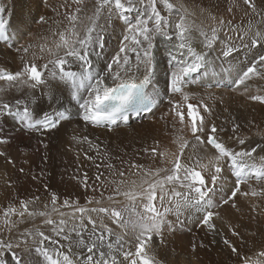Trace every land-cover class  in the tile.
<instances>
[{"label":"snow or ice","instance_id":"obj_1","mask_svg":"<svg viewBox=\"0 0 264 264\" xmlns=\"http://www.w3.org/2000/svg\"><path fill=\"white\" fill-rule=\"evenodd\" d=\"M72 2L80 5L83 0H72ZM139 2L145 4V0H139ZM162 2L169 11L174 9V5L169 0H162ZM244 2L251 8L255 7L251 0H244ZM96 4L95 12L89 18L90 24L86 27L83 35L77 30L79 19L77 14L82 11L80 7H77L75 13L66 15L69 26L63 31L53 33V36H58V39L54 40L52 45L45 43L39 46V52L42 54L40 58H43L44 53L51 57L47 63L38 66L35 62H28L24 64L21 71L16 73L0 71V80L8 82L12 86L26 84L31 88H35L37 85L44 83L45 71L41 70L44 69L53 79L58 78L60 81L69 84L74 89V98L78 97L81 89L88 91L89 98L80 104V108L83 110L80 118L84 122L93 126H112L117 125L118 121L126 123L129 120L127 115L129 110H135L137 115L140 112L151 113L162 102L159 92H156L155 95H149L147 91L156 69L153 55L154 40L157 36H160L165 41L171 42L173 34L168 31L170 27L169 20L157 10V0H147L143 14L134 23L128 21L127 14L136 9L135 0H96ZM104 9L108 10L109 18L115 13L119 19L125 22L127 34L123 36L119 51L111 62L102 69L101 74L100 72L94 73L93 62L90 57L97 47L102 50L105 46L103 35L97 31L99 28L98 20ZM4 12L5 9L0 7V42L9 43L13 37L7 31L8 22L4 19ZM40 20L44 21V17H40ZM225 23L222 18L219 19L218 24L220 27L211 28V35L203 30L200 31V35L204 38L203 47L208 52H198L188 42L187 34L192 31V26L186 22L184 15H181L179 21L175 24V39L178 43L173 45V51H180L181 56H186L187 59L176 61L175 55L172 52L169 53L171 56L169 65L173 70L166 82L164 95L169 96L168 115L171 116V127L178 133L174 140L178 152L173 154L175 156L174 160L167 161L172 165L170 168H156L154 171L146 170L144 172L146 178L142 179L139 185L136 184V181H132L133 187L128 191L122 192L120 189V185L124 183L123 179L119 182L111 181L114 185L113 195L108 196L109 200H113L114 195L123 196L132 202L139 200L143 211L136 213L135 219H125L123 212L116 208L80 207L66 199L63 201L62 207L73 209L71 217L66 220L63 218L65 213L60 212L56 207L58 197L52 194L50 200L53 206L52 211L57 212L61 219L57 223L48 218L45 223L54 225L52 231L55 236L62 237L67 242V252L54 250L56 258H53L49 254L48 248L44 247V243L48 241L51 244H58L60 241L38 231L36 235L40 239L34 251L40 253L47 264H124L125 261L128 264H137L136 258H139L140 264H153L152 260L146 258V244L151 241L153 234L162 235L165 230L175 228V225L167 219L168 214L174 212L177 219H179L183 210L195 209L196 213H203L198 223L215 232L216 225L213 218L218 216L219 213L212 209L228 204L230 201L235 206L234 198L238 193L244 196L249 195V192L241 191V185H247L248 180L253 176L257 180L264 179V168L253 170L252 166L245 161V158H251L253 153L257 152L259 145L252 147L251 150H230L216 136L218 131H224V129H218L214 123L209 125L207 121V117L212 113L209 105L202 100L198 104L192 103V97L184 90L185 85L194 80L193 74L201 72L207 55L211 50H214V45L220 39L218 31L225 26ZM227 23L230 25L231 22ZM250 31L251 29H249ZM247 34L245 33V35ZM261 40H264V33L257 30L251 34L249 44L244 46L256 47ZM9 46H12L11 43H9ZM31 47L30 44L28 47L17 49V51L22 50L27 53ZM234 51V44L231 46L225 44L221 54L230 57ZM96 55L98 56L99 53H96ZM72 62L79 63V72L66 69V66ZM49 65H51V68H49ZM141 66H143L144 74L142 78H138L137 74L140 72ZM254 76L264 79V55L259 56L242 73H237V78L233 83L240 87ZM107 81H111V84ZM0 91H3V89H0ZM245 91H247L246 88ZM177 94L179 95L178 100L171 98ZM49 99L54 102L56 100L55 94L50 92ZM249 99L264 104V95H251ZM20 105L21 100L19 99L15 101V105L0 103V117L18 119L22 130L28 133L49 132L58 128L62 121L70 119L66 115V111L58 109L53 110L51 114L42 110V114L34 116L27 106L21 110ZM161 119H166V117L162 116ZM177 124L179 128H177ZM238 127V125H233V132ZM185 129H188L191 133V140L182 134ZM82 139L84 142L91 143L87 136ZM237 140L240 145L245 144L244 139L237 137ZM7 142H9L7 138L0 136V143ZM208 146L216 155L209 159L208 163H202L203 158L198 155V152ZM158 148L157 143L150 149L145 148L144 151L146 153L150 151L153 157L159 156L161 162L164 163V158L168 156V153L160 152ZM189 148L196 155V159L193 163L186 164L182 162V158L185 157V152ZM261 150L264 151V149ZM0 155H4V153L0 152ZM261 160H264V157H261ZM229 162L230 171L235 177V181L233 187L225 194L226 198L222 197L220 205H217L213 202L209 193L216 191L217 182L222 180L221 174L225 170V165ZM133 167L142 168L143 166L133 165ZM206 171H211L210 179L204 175ZM119 176L123 177L124 173L120 172ZM100 178V175H97L96 180L99 181ZM87 179L85 175V188L88 187ZM177 187L186 191H178L176 190ZM249 187L251 188L250 185ZM220 190L223 191L222 186ZM250 194L255 197L262 193L255 188H251ZM157 200L160 202L162 211L156 206ZM166 200L169 205L167 207L164 206ZM88 203L91 204L93 201L89 200ZM95 203L99 204L101 201H95ZM20 209L19 212L14 207L4 210V225L9 230L15 227V222L11 220L13 215H18L20 218H24L26 214L28 217L36 215L47 217L49 215L46 211L29 210L28 203L24 201H21ZM77 213L80 214L78 223L75 222ZM90 213L109 215L112 222L120 228L125 230L131 228L137 234L135 253L123 251V237L116 235L113 240L112 228L105 225L103 221L98 224ZM70 222L72 227L67 229ZM231 231L233 235H238L234 229ZM28 235H32V233H28ZM223 242L233 253H236L237 256L240 255L238 249L229 240L225 239ZM22 244L26 246L27 241H22ZM21 246V243L13 245L11 242L0 240V264H8L7 261L3 260L6 253L11 255V264H30L26 254H18L14 250L20 249ZM74 248L79 251L74 252ZM32 250L26 248V251ZM121 256L123 259H120ZM259 256L264 257V251L260 252ZM241 264H259V261H249L247 258H243Z\"/></svg>","mask_w":264,"mask_h":264},{"label":"bare ground","instance_id":"obj_2","mask_svg":"<svg viewBox=\"0 0 264 264\" xmlns=\"http://www.w3.org/2000/svg\"><path fill=\"white\" fill-rule=\"evenodd\" d=\"M20 1L21 0H0L1 3L3 4L6 3L10 7V16L8 17L7 15L3 14L4 19L8 22L7 31L10 28L12 31H14L12 27L18 26L20 22L27 23L31 20V19L29 20L27 15L26 17L24 15L22 18L18 16L17 17L14 16V7L17 4H19ZM47 1H48L47 4L44 5L42 4V6L40 5L41 0H38V2L35 3L34 5L32 1V5L35 7L36 10L35 15L38 14L41 17L47 18L48 15H52L53 13L55 18L61 20V24L57 26V31H63L66 27L69 26V21L66 19V15L68 13L69 14L75 13V9L77 7H80L82 11L79 14H77L79 17L77 21L79 24V25L77 24V30L81 33V35L84 34L86 27L90 24L89 18L93 16L95 9L97 7L96 0H83V3L80 5L73 3L71 0H47ZM169 2L174 5V9L171 11H169L164 6L162 0H157V10L160 11L162 16L166 17L169 20L170 27L168 31L171 34H173V40L171 42L168 41L163 42L161 41L163 37L160 36H157L154 40L155 47L153 49V55L155 57L156 69L152 76V82L147 88L149 95H155L156 92H159L160 99L162 102L158 104V107H161V109L165 108L168 111L169 96L164 95V89L166 86V82L169 80L170 72L173 70V68L169 65V60L167 59L168 56H166L168 52L165 49L168 46L172 45V50H173V45L178 43V41L175 39V24L179 21V17L181 15H184L186 17V22L192 26V31L187 34L189 38L188 42L198 52H208V50L203 47L204 38L200 35V31L203 30L204 32H207L209 35H211V28L213 27L219 28L220 26L218 24V21L219 19L222 18L226 23L225 26L220 31H218V35L220 39L217 41V44L214 45V50H211L210 53L207 55V58L204 62V67L201 69V72L197 73L194 76V80L191 83L185 85L184 90L185 92L189 93L190 96L192 97L191 100L192 103L198 104L202 100L204 103L209 105V107L212 109V113L210 116L207 117V121L209 125L214 123L218 129L220 128L224 129V131H218L216 133V136L218 140L224 143L225 146L228 147L230 150L232 151L251 150L252 147H256L257 145H259V147L257 148V152L253 153V156L251 158H245V161L250 166H252L253 170H259L261 168H264V160H261V157H264V151L261 150L264 149V147H262L264 145V106L257 101H252L249 99V96L251 95H264V79L254 76L252 79L246 81L245 85H241L240 87H237L233 83V81L237 78V73H242V71L246 70V68L250 66V64L254 62L255 59H257V57L264 55V40H261L260 44H258L256 47L244 46L246 44H249V38L253 32L259 30L261 33H264V13L262 14V16H259L260 18L256 16L255 20L252 19L251 17H247L245 15L246 8H244L242 4L239 3L238 1L228 3V2H224V0L223 2L222 0L221 1L169 0ZM135 3L137 5V8L139 9L138 11L143 14V9L145 7V4L147 3V0H145V4H141L139 0H135ZM71 8H75L74 11L69 10ZM259 11L261 10L259 9ZM112 15L109 18L108 10L104 9L101 12L100 19L98 20L99 28L97 29V31H102L100 32V34L105 36L106 47L103 52H101L99 49L96 48L95 52L90 57L93 62L94 73L100 72L102 74V69H104L103 61L106 60V65L109 61L108 57L106 56V54L109 53L108 50L114 47L117 48L122 41V35L127 34L126 26L121 25L120 23L119 24L115 23L114 19L112 18ZM231 16H240V17L236 22H231L229 25L227 22L230 21L229 18ZM249 29H251L250 32ZM245 33L248 34L245 35ZM225 44L229 46H231L232 44L235 45V51L230 57H225L221 54L222 50L225 47ZM184 51L186 52V49ZM21 52L27 55L29 51L25 53L21 50ZM171 52L173 53V55H175L176 61L187 59L186 56H181L180 51H171ZM0 53H2L3 56L5 57H11L12 59H15L16 67H21L23 64H25L26 63L25 58L29 57V56L28 57L24 56L23 59L22 58L20 59L17 57L18 56L17 55L16 58L15 55L13 57V54H9L6 50H2V49H0ZM96 53H99V55L97 56ZM44 58H48L47 54L46 56H43V58H41L42 61L44 60ZM48 59H51V57H49ZM43 64L44 63L42 62L39 63V65H43ZM1 65H4V63L2 62ZM8 67H9L8 65H5L4 69H2L1 71H7L13 73V71ZM66 69L79 72L80 71L79 63L72 62L70 63V65L66 66ZM96 69H98V71ZM41 70L45 71L44 83L37 85L35 88H31L26 84L24 85L18 84L16 86H12L8 82L0 80V89H3V91H0V93L6 94L8 97H10L8 99H4L1 103H9L15 105V101H16L15 99H19L21 100L20 109L24 108L25 106H29L34 116H38L42 114V110L47 111L51 114L53 110L58 109L60 111H66L70 119L62 121L58 128L51 130L49 132L28 133L22 130V126L19 124L18 119L13 120L11 117H0V118L5 120V122L7 123V127L11 132L17 134L16 138L21 135H30L31 137L30 139H32L33 142H35L36 144L42 141L43 143H46V145L54 144L56 141H58L60 145L62 144V146H58V147H60V149L63 150V157L65 156V158L63 159H66L67 162H71V161L73 163L76 162L82 165V167L84 168L88 167V164L91 166L90 162L88 160L86 161L85 156L79 159V155H78L79 152L77 151L80 148H82V145L80 144L81 142L76 140H80V138L77 137L76 139H73L71 137L72 135H78L81 137L82 136L81 134L83 135L86 133L90 134L88 131L90 132L93 131L91 130V128H89L90 130L87 131L86 129L87 124H84V121L80 118L83 112L82 109L80 108V104H82V101L86 97H89L88 91L86 89H81L78 94V97L74 98L73 96L74 89L71 88L69 84L60 81L58 78L53 79L46 70L44 69ZM143 74H144V70L141 66L140 72L137 74L138 78H142ZM220 82L224 84L223 87H220L219 85ZM245 88L247 89V91H245ZM50 92L54 93L56 96V100L54 102H52L49 99ZM68 92L73 96L74 102H71V100L69 99L67 100ZM171 98L174 100H178L179 95L177 94L176 96H172ZM12 99L15 101H13ZM64 106L66 107V110H61V108H65ZM157 108L153 109V112ZM153 112L147 115H151L153 114ZM147 115L141 117V121L142 118H145V116ZM168 118L169 119H161L160 117L152 122H144V124H139L138 120L129 119V125H130L129 129L132 128L134 130L133 134L137 136L141 135L148 144L151 143L149 144L148 148H151L158 143L159 145L158 150L160 152L168 153V156L164 158L165 162L162 163L161 158L159 156L153 157L150 151L146 153L147 155H145L144 154L145 151L141 149L142 152L141 162L144 163L143 169L145 171L146 170L154 171L156 168H164V167L170 168L171 165H168L170 163H167V161L175 159V156L173 154L178 152V147L174 143V140L176 139L178 133L175 132L171 127V116L169 115ZM233 125L239 126L235 132H233L232 130ZM74 127H76L77 130L81 129L82 130V131L80 130L81 133L74 134L79 132L75 130ZM177 128H179L178 124H177ZM2 130L5 131V129ZM182 134L186 138L191 140V133L187 131V129H185ZM237 137H239L240 139H244L245 144L241 146L239 143L237 144L238 142ZM70 138L71 141H69ZM11 143L13 142L12 141L7 142L6 151L10 149L8 147L9 145H12ZM144 155L146 157H143ZM198 155L203 158L201 160L202 163H208V160L211 159L214 155H216V153L211 149L210 146H208L200 149ZM147 157L148 160H146ZM16 158L17 157H14V160ZM195 159H196V155H194L192 150L189 148L186 150L185 157L182 158V162L187 160V162L185 163L191 164L194 162ZM12 166L15 167L14 165ZM7 169H12V167L7 165L6 157L0 156V170H1L0 173L2 174ZM114 172L115 173L111 175L112 178L116 180V182L120 181L121 177L118 175L119 172L118 171H114ZM211 174H212L211 171L204 172V175L208 179H210ZM221 175H222V180L217 182V189L220 190L222 186L223 191L220 190V193L221 195H225L233 187L235 181V177L231 174L230 171V162L229 164L225 165V170ZM143 177L144 175L140 178L137 177L132 181H136V184L139 185ZM0 180H2V178ZM123 180L124 183L120 185V187H122L121 191L123 192L130 190L133 187L132 181H127L126 179ZM101 181L102 180H100V182ZM107 184L109 183H106L104 185L106 186V189H107ZM79 185H80V180L77 179L76 176H74L72 180H69L66 188L67 191H69V193L71 194H69L68 196H72L73 193H77V197L83 198L78 187ZM111 185L114 188L113 183ZM249 185L251 186V188H255L257 191L264 192V179L257 180L252 178L248 180L247 185H241V191L249 192V195L244 196L238 193L237 196L234 198V201L239 203L242 198H244L245 200H251L249 199V197H251L250 194L251 188L249 187ZM181 191H186V190L181 189ZM11 194H12L11 188L3 184L2 181H0V229L5 227L4 225L5 218L3 216L4 210L11 207V205H13L10 204V202L12 201L11 199H13ZM109 195L110 194L107 193L106 198H108ZM192 195L194 196L195 194L193 193ZM119 196L120 195H117L116 196L117 198L115 197L113 198V200H108V201L104 200V202H101L99 204L95 203L94 205H92L93 203H91L90 205L86 201V205L85 206L82 205V206L87 208L89 207L91 208L106 207L109 209L116 208L123 212L125 219H129V218L135 219L136 213L143 211L142 204L139 200L132 202L123 196L121 197ZM157 202L159 203V205L156 204L157 208L162 210L159 200H157ZM164 206L165 207L169 206L167 200L164 202ZM244 206L240 207L239 211H233V210L229 211L228 206L227 207L225 206L223 209H218L217 207L212 209L213 211L219 213V217L217 216L214 217L217 218V222H215L216 225L215 232L211 230L208 231L205 230L203 232L199 230H194L192 234H188L186 232V229L188 228L186 227V225L181 224V220L183 221L184 218H187L189 219L188 220L189 223L194 224L197 223L199 221V218L203 215V213H199V214L196 213L195 209L183 210L182 214L179 216V219H177V216L175 215L174 212L173 214L172 213L168 214L167 219L170 220L175 225V228L172 230H165L162 233V235L153 234L151 241H149L146 244V249H145L146 258L152 260L153 264H157L158 262L160 264H164V263L173 264L174 261H178V263L181 262L182 264H222V262L226 260L228 256L231 257L236 256V253H233L231 249L228 246H226V244L223 243L225 239L230 240V243L238 249L239 254L247 251V249H245V244L248 242L252 243L253 236L252 238L251 236L250 238L249 237L245 238L242 234H241L242 236L240 235L239 237L238 234L237 237H233L231 233H229L230 228L232 227H228V225L239 224V227H241L243 225L241 223L242 221L238 220L237 218L246 217L247 219H243V220L249 223L254 221L255 225L257 227H260L261 226L260 223L262 222H260L259 220H262V217H264V204L256 205V208L260 209V212L263 213V215L262 217H257V219L255 220L249 219L250 215L246 213L245 209H243ZM43 210L44 209L39 211H43ZM63 212L65 213V216L63 217L64 219L67 220L71 217L72 212L67 210ZM90 215H92L93 219L97 220L98 224L101 221H103L105 225H108L109 227L112 228L114 233L113 240L116 235L123 237L122 240L123 251H131L133 254L135 253L137 234L133 232L131 228H128L127 230L120 228L119 226H117L115 223L112 222V218L109 215L97 214V213H90ZM76 217L79 218L78 213L76 214ZM221 217L223 220L221 219ZM14 218L15 215L11 217V220ZM48 218L53 219L57 223L59 219H61V217L56 214L55 215L49 214V216L47 217H41L39 215H36L34 217H28L27 220L26 217L20 218L18 220L16 219L19 224L17 225L20 227H16V228L14 227L12 229L13 231L11 236L7 238V240H4L2 238L1 239L4 240L5 242H11L13 245L21 243L22 245L21 248L14 250L18 252V254H26L29 258L30 264H47V261L44 259V257L43 256L41 257L40 253L34 251V248L37 246V242L40 239V237L36 235L38 231H41L46 236H50L53 239L60 241V243L58 244H51L48 241H45L44 243V247L48 248L49 254H51L53 258H56L54 250H61L67 252V242L64 241L63 238L55 236L54 232L52 231L54 225H49L45 223V220ZM75 222L78 223V220H76ZM225 223L228 224L227 230L229 231L228 233H226L227 235L223 233L220 227V224L224 226L226 225ZM17 225L15 222V226ZM71 227H72V223L70 222L67 225V229H70ZM90 227L91 226L89 225V228ZM5 230H9V228L7 227V229ZM28 233H32V235H28ZM212 235H214V237H212ZM183 239L186 240L183 242ZM24 240L27 241L26 246L22 244V241ZM187 241H195V243L199 247L195 249V247H193L194 244H192V250H189V243H186ZM26 248L33 250L26 251ZM173 248L181 249L180 252L185 253L186 259L181 258L184 261L180 260L179 259L180 254L178 255L177 253L174 256ZM73 251L78 252L79 250L74 248ZM191 257L195 258L194 261L196 262H194ZM120 259H123V257L121 256ZM136 259H137V264H140L139 258ZM3 260L7 261L8 264H11L10 253H6L3 257ZM124 264H128V262L125 261Z\"/></svg>","mask_w":264,"mask_h":264},{"label":"rangeland","instance_id":"obj_3","mask_svg":"<svg viewBox=\"0 0 264 264\" xmlns=\"http://www.w3.org/2000/svg\"><path fill=\"white\" fill-rule=\"evenodd\" d=\"M32 1H33V5L38 2V0H21L19 2V4H17L14 7V16L15 17L18 16V17L22 18L24 15H25V17L27 15L29 20L30 19L31 20L27 23L20 22L18 25L19 27L18 26L12 27L14 29V31H12L10 28L8 30V33L13 37V39L9 43H11L12 46L10 47L9 43L0 42V49L6 50L9 54H13V57H14V55H15V57L18 55L17 57L20 59L21 58L23 59L24 56H26V57L29 56L28 58H25L26 63L35 62L39 66L40 62L45 64L49 60L48 59L49 56L47 55L48 58H44V60L42 61V59L40 58V56L42 54L39 52V46L42 44H45V43H47L48 45H52L53 41L58 39V36L54 37L53 33L58 32L57 26L61 24V20L58 18H55L54 14L52 13V15H48L47 18H44V21H41L40 20L41 16L38 14L35 15L36 10H35V7L32 5ZM218 1H221V0H218ZM234 1H238L239 3H241L242 6L244 8H246L245 9L246 10L245 15L247 17H251L254 20L256 19V16H258V17L262 16V14L264 13V0H251V3L254 4V6H255L254 8H251V7H249V5L245 4L244 0H224V2H228V3H232ZM47 2H48L47 0H41L40 5L42 6V4L43 5L47 4ZM222 2H223V0H222ZM23 3H24V5H23ZM5 5H6V7H5ZM0 7H3L5 9L4 14L9 17L10 16L9 5H7L6 3L3 4L0 2ZM244 8H243V10H244ZM74 9L75 8H71L69 10L74 11ZM259 9L261 11H259ZM138 10L139 9L136 7V9L132 13L127 14L129 22L134 23L135 20L138 19L140 17V15H142V13L139 12ZM8 11H9V14H8ZM24 12H26V13H24ZM32 15H34V16H32ZM52 17H53V19H52ZM239 17L240 16H231L229 18L230 22H236L239 19ZM112 18L114 19L115 23H117V24L120 23L121 25L126 26L125 22L123 20L119 19L115 13L112 15ZM79 23H80V21H79ZM77 24H78V22H77ZM98 32L100 33L102 31H98ZM123 36L124 35H122V41H123ZM103 37H104V41H105V36L103 35ZM122 41H121V43H122ZM161 41L165 42V40L163 38L161 39ZM121 43L117 48L114 47V48L108 50L109 53L106 54V56L108 57V60H109V61L107 60L108 63L111 62L112 58L118 52V50L121 46ZM125 43H127V42H125ZM30 44L32 45V47L29 49V52L27 55L23 54L21 51H17V49H22L23 47H28ZM105 47H106V43H105V46L102 50L98 47H97V49H99L101 52H103L105 50ZM165 50L168 52V54H166V56H168L167 59L170 60L171 56L169 55V53L171 51H173L172 45L168 46ZM46 54L47 53H44L43 56H46ZM257 59H258V57H257ZM2 62L4 63V65H1ZM103 63H104V68H105L106 60L103 61ZM5 65H8L9 66L8 68L11 69L13 71V73L21 71L23 66H24V64H23L21 67H16L15 66L16 65L15 59H12L11 57H5V56H3L2 53H0V70L4 69ZM97 66H99V65H97ZM49 68H51V65ZM142 68H143V66H142ZM68 70H70V69H68ZM96 70L98 71V69H96ZM133 71H135V69H133ZM107 82L109 83L110 81H107ZM110 84H111V82H110ZM221 87H223V86H221ZM8 98H10V97H8L6 94L0 93V103L4 99H8ZM88 98L89 97H86L82 101V103L85 100H87ZM68 99L71 100V102H74L73 96L69 92L67 95V100ZM15 100H17V99H15ZM15 100H13V101H15ZM261 105L264 106V104H261ZM27 107L29 108V106H27ZM61 110H66V107L61 108ZM149 116L150 115H147L145 117H149ZM162 116L166 117V119H169L168 118L169 117L168 111L165 108L161 109V107H159L151 115V117L142 118V121L138 120V123L144 124V122H152V121H155ZM84 124H87L86 125L87 131L90 130L89 128H91V130H93V131H91V132L88 131L90 134H88V133H86L84 135L81 134L82 135L81 137L78 135H72L71 137L73 139H76L77 137L80 138V140H76V141L81 142L80 144L82 145V148H80L77 151V152H79V154H78L79 159H81V157L85 156L86 161L88 160L91 164V166L88 164L89 168L88 167L84 168V167H82V165H80L76 162H74V163L72 161L67 162L66 159H63V158H65V156L63 157V150L60 149V147H58V146H62V144L60 145L58 143V141H56L54 144L46 145V143H43V142L42 143L39 142L40 144L39 143L36 144L35 142H33L32 139H30L31 138L30 135H21V136H18L16 138L17 134H14L13 132H11L8 129L7 123L5 122V120L0 118V136H3L5 138H7L8 141L13 142V143H11L12 145H9L8 148H10V149H8V151H6L7 150L6 149L7 143H0V152L4 153V155H0V156L6 157L7 165L12 167V169H7L2 174L0 173V179L2 178V180H0V181H2L3 184H5L11 188L12 194H13V195L11 194V196L13 197V199H11L12 201L10 202V204H13V205H11V207L16 208L17 212H19L21 210L20 206H19L21 204V201H24V202L28 203L29 210L39 211V210L44 209L43 211H46L51 215H55V214L58 215L57 212L52 211L53 206L50 202L52 194H55L58 197L56 207L58 208V210L60 212H63L65 210L72 212L73 211L72 208L62 207L64 200L67 199L70 202H72L74 205H76V204L78 206L81 205L80 207H84L86 205V201L88 202L89 200H93L92 205L95 204V201H101V202H104V200L108 201L109 199L106 198L107 193H109L110 195H113V186L111 185L112 184L111 181H113L114 179L112 178L111 175L113 173H115L114 171H118L119 173L123 172L124 177H121V179H126L127 181H132L133 179H136L137 177L140 178L144 175L145 170L143 169V167L137 168V167H133V165H139V166L144 165V163L141 162L142 161L141 149L144 150L146 148V146L148 148L149 144H151V143L148 144L144 140L143 136H141V135L137 136V135L133 134L134 130L132 128L129 129L130 125L127 124V122L126 123L125 122L118 123L117 125H115L113 127L93 126V125L88 124L86 122H84ZM2 129H5V131ZM74 129L77 130L76 127H74ZM80 130L78 129L77 131H79V132L74 133V134H80L82 131V130L81 131ZM187 131H188V129H187ZM85 136L88 137V140L91 141V143L83 141L82 138ZM69 141H71V138L69 139ZM237 144H238V142H237ZM45 145H46V147H45ZM51 147H52V149H51ZM262 147H264V145ZM56 150H58V151H56ZM144 154L147 155L146 152ZM145 155L143 157H146ZM14 157H17V158L14 160ZM45 157H46V159H44ZM146 160H148V157L146 158ZM4 162H5V160H4ZM185 162H187V160L184 161V163ZM12 165H14L15 167H13ZM168 165H171V164H168ZM82 169H84V170H82ZM0 172H1V170H0ZM119 173H118V175H119ZM133 174H135V175H133ZM85 175L88 178L87 179V184H88L87 188L84 187V179L83 178ZM97 175H100V177H103V178H100V180H102L101 182H100V180L99 181L96 180ZM108 175H109V177H108ZM74 176H76V178L80 180V185L78 187H79L80 193H81L83 198L77 197V193H73L72 196H68L71 193H69V191H67L66 186H67L68 181L72 180L74 178ZM144 177L142 179H145ZM252 178L256 179L255 176H253ZM94 180H96V181H94ZM61 181H63V182H61ZM97 183L100 185H98ZM106 183H109V184H107V189H106V186H104ZM63 187H64V189H63ZM121 188L122 187H120V189ZM93 189H96V190L94 191ZM177 189H178V191H181V189H179L178 187H177ZM107 190H109V191H107ZM110 190H111V192H110ZM258 192H261L262 194L255 196V198H253L254 196L251 195V197H249V199H251V200H245L244 198H242L239 203L234 201L235 206H233V202L230 201L228 204L218 206L217 208L223 209L225 206L226 207L228 206L229 211H231V210L239 211V208L244 206V204H245L243 209H245L246 213H248L250 215L249 219L255 220V219H257V217H262V215H263V213L260 212V209L256 208V205L257 204H264V192L263 191H258ZM15 195H17V196H15ZM116 196L117 195H114V198ZM209 196L212 198L213 202L217 205H220L222 197L226 198V195H221L219 189H216V191L210 192ZM37 197H38V199H36ZM119 197H121V196H119ZM14 198L17 200H15ZM156 204L159 205V203L157 201H156ZM82 205H84V206H82ZM89 208H91V207H89ZM226 210H228V209H226ZM25 217L27 220L28 219L27 214L25 215ZM41 217H45V216H41ZM217 217H219V215ZM16 219L18 220V219H20V217L18 215H15V218L12 219V221L16 222V225H17L18 222ZM213 219H214L213 220L214 223L217 222V218H213ZM221 219H222V217H221ZM237 219L241 220L242 221L241 223L243 225L241 227H239V224L238 225H236V224L228 225L225 223L226 225H224V226L220 224V227H221V230L223 231V233H225V234L228 233V231H229V230H227V225H228V227H232V228H230L229 233H231V235L233 237H237L238 235H233L232 231H231L232 229H234L239 234V237L241 234L245 238H248V237L250 238V236L252 238V236H253V238H252L253 241H252V243L251 242L246 243L247 245L245 244V249H247V251L240 253L239 256H237V255L234 257L228 256V258L226 260H224L222 262V264H241L243 258H247L249 261H259V264H264V257L259 256V253L264 251V217H262V220H259L260 222H262V223H260V225H261L260 227H257L255 225L254 221H252V222L250 221L251 223H249V222L243 220V219H247L246 217H241V218H237ZM77 220L79 221L78 217H77ZM188 220L189 219H187V218H184L183 221L181 220V224L186 225V227L188 228V229H186V232L188 234H192L194 232V230H199L201 232H203L205 230H207V231L209 230L206 226H202L198 222L191 224L188 222ZM18 225L15 226V228L20 227ZM5 229H7V226L0 229V231H1L0 232V235H1L0 240H2V239L7 240V238H9L12 234L13 228L11 230H5ZM212 237H214V235H212ZM18 239H20V238H18ZM185 240L186 239H183V242ZM186 243H189V250H192V244H194V246L196 244L195 241H187ZM190 243H191V245H190ZM198 247L199 246L196 244L195 249ZM180 251H181V249L175 248L173 251L174 256L176 255V253L178 255L180 254L179 259L184 261L183 259L184 258L186 259V255H185V253L180 252ZM183 251H186V250H183ZM190 254H192V253H190ZM41 257H42V255H41ZM181 258H183V259H181ZM194 259L195 258H192L193 261H194ZM194 262H196V261H194ZM179 263H181V262H179ZM179 263H178V261L173 262V264H179ZM157 264H160V263L158 262ZM164 264H166V263H164Z\"/></svg>","mask_w":264,"mask_h":264}]
</instances>
